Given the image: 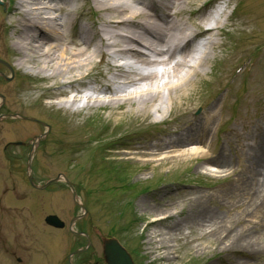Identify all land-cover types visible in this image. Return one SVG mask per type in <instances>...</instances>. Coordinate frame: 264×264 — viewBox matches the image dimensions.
Here are the masks:
<instances>
[{"label": "rangeland", "instance_id": "rangeland-1", "mask_svg": "<svg viewBox=\"0 0 264 264\" xmlns=\"http://www.w3.org/2000/svg\"><path fill=\"white\" fill-rule=\"evenodd\" d=\"M75 2L82 25L100 17L89 0ZM222 2H229L225 13L239 4L238 14L232 15L236 27L219 36L229 43L219 52L224 59L205 67L202 85L195 86L190 112L207 121L205 131L182 145L157 144L168 141L187 105L174 106L165 116L155 110L156 102L147 116L133 113L137 99L117 109L45 107L51 100L44 98L46 86L53 82L32 73L18 75L9 66L10 30L0 27V71L6 77L0 84L5 94L0 93V264H70L80 242L71 229L79 223L86 224L91 242L85 264H105L103 237L117 239L134 264H264V202L252 199V177L259 180L253 157L264 153V130H258L264 127V0ZM13 3L0 0V20H8ZM76 32L70 27L67 35L76 38ZM94 66L83 71L92 77L79 90L110 76L104 63ZM75 72L71 69L66 77ZM116 88L117 95H125ZM206 107L214 109L211 115L204 114ZM5 112L24 118L1 115ZM31 151L35 184L57 179L43 190L27 183ZM216 154H223L234 171L207 161ZM200 210L226 224L217 232L214 221L198 224ZM156 211L165 215L155 217ZM50 214L63 220L64 228L47 224ZM79 216L82 221L74 222ZM235 232L241 235L238 247ZM251 236L259 249L245 247ZM73 257L71 264H76Z\"/></svg>", "mask_w": 264, "mask_h": 264}, {"label": "bare ground", "instance_id": "bare-ground-1", "mask_svg": "<svg viewBox=\"0 0 264 264\" xmlns=\"http://www.w3.org/2000/svg\"><path fill=\"white\" fill-rule=\"evenodd\" d=\"M215 1L89 0L94 8L97 5L95 12L102 13L86 27L79 23L75 0H14L12 12L7 16L11 20L1 19L0 27L10 30L7 38L13 62L9 66L18 75L27 72L53 82L46 86L49 94L44 98L51 100L45 107L78 110L108 105L117 109L120 103L137 99L133 113L140 111L139 114L147 116L156 102L155 110L165 116L174 106L187 105L182 120L169 133L168 141L158 140L157 144L182 145L192 143L199 137V131H205L207 121L201 122L190 112L194 108L195 86L202 85L205 67L212 66L216 59H224L219 52H224L229 43L219 41V36H228L236 27L232 12L212 9ZM185 16H188L187 22ZM70 27L77 29L76 38L67 35ZM97 57L110 76L79 90L78 85L92 77L91 71H83L94 64L97 66ZM71 69L76 72L66 77ZM117 84L125 95H117ZM85 90L88 92L81 96ZM107 92L111 96L100 95ZM213 110L206 107L204 114L211 115ZM246 130L249 135L253 133L250 126ZM223 156L206 158L224 172H233V166ZM253 159L252 166L259 180L252 177L256 187L252 188V199L260 205L264 202V194L260 192L264 189V153L254 155ZM163 215L156 211L155 217ZM197 215L200 225L214 221L209 211L200 210ZM214 224L217 232L226 220H216ZM235 237L233 243L238 247L240 233L235 232ZM256 240L251 236L242 243L259 249Z\"/></svg>", "mask_w": 264, "mask_h": 264}, {"label": "water", "instance_id": "water-1", "mask_svg": "<svg viewBox=\"0 0 264 264\" xmlns=\"http://www.w3.org/2000/svg\"><path fill=\"white\" fill-rule=\"evenodd\" d=\"M103 252L107 264H132L126 252L114 239L104 240Z\"/></svg>", "mask_w": 264, "mask_h": 264}]
</instances>
